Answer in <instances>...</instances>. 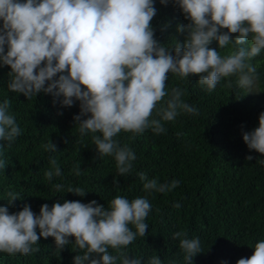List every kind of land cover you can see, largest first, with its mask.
Masks as SVG:
<instances>
[{"label":"clouds","instance_id":"1","mask_svg":"<svg viewBox=\"0 0 264 264\" xmlns=\"http://www.w3.org/2000/svg\"><path fill=\"white\" fill-rule=\"evenodd\" d=\"M155 3L0 0V67L10 68L8 90L27 99L41 92L51 94L54 103L61 98L62 107L78 102L74 125L81 135L92 134L100 156L114 158L119 176L130 174L137 159L133 148L117 139L121 132L131 133L130 140L148 129L158 135L167 131L164 122H173L182 113L198 114L182 99L184 89L166 90L170 73L180 78L198 76V83L208 91L225 78L235 77L236 85L247 89L259 80L251 60L264 51V0H159L163 6L178 7L189 21L176 27L178 33H187L184 41L175 40L171 46L155 38ZM213 42L218 47H211ZM224 86L231 88V79ZM10 106L8 99L0 103V149L4 142L11 147L22 131ZM243 141L248 149L264 155V112L259 114L258 126L243 133ZM42 147L57 152L51 139ZM49 163L44 175L51 182L62 172L54 157ZM257 163L264 165V159ZM6 165L0 158V169ZM74 170L79 176L80 164ZM137 175L146 192L166 194L180 183L175 179L161 183L144 172ZM113 183L118 181L114 178ZM52 187L61 192L64 186ZM67 192L81 197L87 193L71 186ZM6 196L9 205L21 199L13 191ZM152 208L146 196L130 200L121 195L107 201V207L95 200H64L51 207L45 203L39 214L28 204L16 212L0 206V253H38L40 238L52 237L59 252L70 243L81 250L73 264H142L127 247L138 236L145 237ZM172 238L179 241L186 264H193V257L203 252L199 237L188 238L187 232L177 231ZM251 248L252 255L236 264H264V239ZM147 264H162V260L153 255Z\"/></svg>","mask_w":264,"mask_h":264},{"label":"trees","instance_id":"2","mask_svg":"<svg viewBox=\"0 0 264 264\" xmlns=\"http://www.w3.org/2000/svg\"><path fill=\"white\" fill-rule=\"evenodd\" d=\"M155 7V38L167 46L175 40L182 43L187 33H178L176 27L189 21L181 10L171 3L163 6L159 0ZM211 47L218 45L213 42ZM251 63L259 75L251 89L238 87L232 77L222 79L208 91L198 83V76L180 78L170 73L166 90L184 89L182 99L197 108L198 114L182 113L175 121L164 122L167 131L158 135L148 129L130 140L131 133L121 132L117 139L121 144L128 143L137 156L132 172L125 176L118 175L113 157L97 153L91 133H79L73 121L79 114L78 102L62 107L61 98L54 103L51 94L41 92L27 99L11 92L7 88L10 68L0 67V103L11 101L10 112L22 130L11 147L4 142L0 149V158L7 161L5 169H0V206L16 212L28 204L39 214L45 203L51 207L64 200H95L107 207V201L116 195L130 200L146 196L153 206L145 221L149 228L145 237L138 236L127 247L142 264L153 255L162 264H186L179 241L172 238L177 231L201 240L203 252L193 257V264H236L238 259L250 257L254 251L251 247L264 239V165L257 163L264 155L248 149L243 133L257 127L259 114L264 112V51ZM228 79L231 88L224 86ZM49 139L57 145V152L42 147ZM249 155L254 159L247 160ZM53 157L62 176L49 182L44 173ZM77 164L81 167L79 176L74 170ZM139 172L161 183L173 179L180 183L166 194L146 192ZM114 178L118 184L113 183ZM55 183L63 184V191L57 192L52 187ZM69 186L81 187L87 193L83 197L68 193ZM8 191L21 199L9 205ZM175 203L181 207H173ZM39 247L38 253L30 255L0 253V264H73V257L82 254L71 243L59 252L52 237H41Z\"/></svg>","mask_w":264,"mask_h":264}]
</instances>
